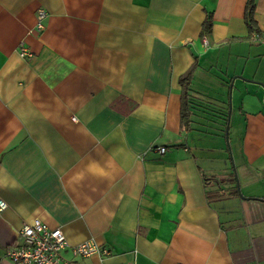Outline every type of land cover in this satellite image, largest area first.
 I'll use <instances>...</instances> for the list:
<instances>
[{
	"label": "crops",
	"instance_id": "0c3cea01",
	"mask_svg": "<svg viewBox=\"0 0 264 264\" xmlns=\"http://www.w3.org/2000/svg\"><path fill=\"white\" fill-rule=\"evenodd\" d=\"M249 1L0 0V264L36 215L110 251L63 253L81 264H264V42Z\"/></svg>",
	"mask_w": 264,
	"mask_h": 264
},
{
	"label": "built area",
	"instance_id": "2783aa9c",
	"mask_svg": "<svg viewBox=\"0 0 264 264\" xmlns=\"http://www.w3.org/2000/svg\"><path fill=\"white\" fill-rule=\"evenodd\" d=\"M45 16L46 12L40 9L37 13L38 30L44 28L42 20ZM253 36L264 42V38L258 33H254ZM203 43L205 46L209 45L206 36H203ZM22 54L27 55L28 53L23 49ZM160 151L164 152L165 148H160ZM7 208L8 203L0 196V212ZM19 237L22 240L21 243L14 245L7 252V257L13 264H81L79 261L66 258L63 254L66 250H70L74 256L81 258L95 254L100 256L110 254L107 248L99 246L92 240L76 245L71 244L61 227H49L38 215L24 221Z\"/></svg>",
	"mask_w": 264,
	"mask_h": 264
},
{
	"label": "trees",
	"instance_id": "16d2710c",
	"mask_svg": "<svg viewBox=\"0 0 264 264\" xmlns=\"http://www.w3.org/2000/svg\"><path fill=\"white\" fill-rule=\"evenodd\" d=\"M254 14H255V2L254 0H250L246 7V23L248 25L250 35L260 32L259 29L257 28L256 21L254 19ZM211 28H212V17L209 16L203 24L202 35L204 36L205 34L209 33L211 31ZM192 78H193L192 72L190 71L185 76H183L181 79L183 86H184V90L182 93L183 104H182L181 118H182V122L186 126H189L190 121H191L190 116H191L192 110H191V105H190L191 100H190V88L189 87H190Z\"/></svg>",
	"mask_w": 264,
	"mask_h": 264
},
{
	"label": "water",
	"instance_id": "95a60500",
	"mask_svg": "<svg viewBox=\"0 0 264 264\" xmlns=\"http://www.w3.org/2000/svg\"><path fill=\"white\" fill-rule=\"evenodd\" d=\"M229 120H230V115H229L228 123H229ZM228 127L229 126H227V139H228ZM236 179H237V176H236ZM237 185H238V179H237ZM238 187H239V185H238Z\"/></svg>",
	"mask_w": 264,
	"mask_h": 264
},
{
	"label": "rangeland",
	"instance_id": "374dc122",
	"mask_svg": "<svg viewBox=\"0 0 264 264\" xmlns=\"http://www.w3.org/2000/svg\"><path fill=\"white\" fill-rule=\"evenodd\" d=\"M235 177H236V175H235ZM237 180V179H236Z\"/></svg>",
	"mask_w": 264,
	"mask_h": 264
}]
</instances>
